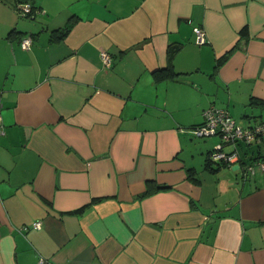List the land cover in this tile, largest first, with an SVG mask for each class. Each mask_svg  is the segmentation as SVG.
I'll list each match as a JSON object with an SVG mask.
<instances>
[{
	"label": "crops",
	"instance_id": "1",
	"mask_svg": "<svg viewBox=\"0 0 264 264\" xmlns=\"http://www.w3.org/2000/svg\"><path fill=\"white\" fill-rule=\"evenodd\" d=\"M16 1L0 0V264H264V171L209 169L220 138L194 133L211 105L264 121V0H30L33 17ZM237 147L251 162L264 134ZM146 180L165 187L139 197Z\"/></svg>",
	"mask_w": 264,
	"mask_h": 264
},
{
	"label": "built area",
	"instance_id": "2",
	"mask_svg": "<svg viewBox=\"0 0 264 264\" xmlns=\"http://www.w3.org/2000/svg\"><path fill=\"white\" fill-rule=\"evenodd\" d=\"M14 10L22 17H33L36 13L41 12L30 1L18 2L14 6ZM44 12V11H42ZM195 41L198 44L207 42L206 32L203 27H194ZM21 46L24 49H30L33 43V36L25 34L20 40ZM101 57L105 64L111 62L110 55L102 51ZM203 121L194 126V133L197 136L218 135L220 140L214 145L209 152V158L212 162L219 161L223 165L236 167L242 174L243 178L251 177L257 169L264 171V155L256 156L253 161H244L241 153L238 150L240 142L251 144L253 141L260 139L264 134V121L244 126L236 121L225 108L208 106L204 108ZM0 132H2V119L0 116ZM32 227L39 228L40 220H35L31 223ZM27 226H23L25 229ZM41 263H46L45 258H40ZM51 264V263H49Z\"/></svg>",
	"mask_w": 264,
	"mask_h": 264
},
{
	"label": "trees",
	"instance_id": "3",
	"mask_svg": "<svg viewBox=\"0 0 264 264\" xmlns=\"http://www.w3.org/2000/svg\"><path fill=\"white\" fill-rule=\"evenodd\" d=\"M24 1H30V0H17L16 2L18 3V2H24ZM69 26H70L69 24H66L63 28H60L59 30H61L62 33L63 32L65 33V31L68 30ZM250 103L251 104H256V105H264V99H259V98L252 97V98H250ZM213 163H215V164L212 165V161L210 160V158L208 156L207 161H206V167H208L211 170H215L216 168H218L220 166H223V164L221 162H219V161H216V162H213ZM163 187H165V186L164 185H158V184L154 183V181H152V180H146V187H145V189H144V191L142 193L138 194V196L139 197H143L145 195H148V194L152 193V191H154L156 189H159V188H163Z\"/></svg>",
	"mask_w": 264,
	"mask_h": 264
},
{
	"label": "rangeland",
	"instance_id": "4",
	"mask_svg": "<svg viewBox=\"0 0 264 264\" xmlns=\"http://www.w3.org/2000/svg\"><path fill=\"white\" fill-rule=\"evenodd\" d=\"M239 121V120H238Z\"/></svg>",
	"mask_w": 264,
	"mask_h": 264
}]
</instances>
